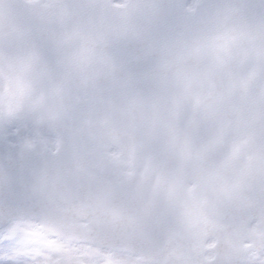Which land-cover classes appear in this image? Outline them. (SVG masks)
<instances>
[{
    "label": "water",
    "instance_id": "obj_1",
    "mask_svg": "<svg viewBox=\"0 0 264 264\" xmlns=\"http://www.w3.org/2000/svg\"><path fill=\"white\" fill-rule=\"evenodd\" d=\"M186 4L0 0V228L150 264L264 249V0Z\"/></svg>",
    "mask_w": 264,
    "mask_h": 264
},
{
    "label": "rangeland",
    "instance_id": "obj_2",
    "mask_svg": "<svg viewBox=\"0 0 264 264\" xmlns=\"http://www.w3.org/2000/svg\"><path fill=\"white\" fill-rule=\"evenodd\" d=\"M257 232V228L252 226ZM0 234L19 239L24 245L19 254L29 260V264H146L139 263L135 257L117 252L89 247L84 244H72L67 240L55 239L42 233L38 224L29 218L10 221L0 228ZM96 254V255H95ZM244 264H264V251L250 252Z\"/></svg>",
    "mask_w": 264,
    "mask_h": 264
},
{
    "label": "snow or ice",
    "instance_id": "obj_3",
    "mask_svg": "<svg viewBox=\"0 0 264 264\" xmlns=\"http://www.w3.org/2000/svg\"><path fill=\"white\" fill-rule=\"evenodd\" d=\"M23 247L19 239L0 234V264H29L28 258L19 254Z\"/></svg>",
    "mask_w": 264,
    "mask_h": 264
}]
</instances>
